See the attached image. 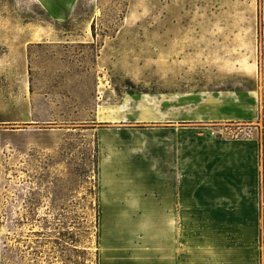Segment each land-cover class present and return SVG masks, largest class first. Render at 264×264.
I'll return each instance as SVG.
<instances>
[{
	"label": "rangeland",
	"instance_id": "obj_1",
	"mask_svg": "<svg viewBox=\"0 0 264 264\" xmlns=\"http://www.w3.org/2000/svg\"><path fill=\"white\" fill-rule=\"evenodd\" d=\"M0 264H264V0H0Z\"/></svg>",
	"mask_w": 264,
	"mask_h": 264
},
{
	"label": "crops",
	"instance_id": "obj_2",
	"mask_svg": "<svg viewBox=\"0 0 264 264\" xmlns=\"http://www.w3.org/2000/svg\"><path fill=\"white\" fill-rule=\"evenodd\" d=\"M147 173H148V171H147V172H145L144 174H145V175H147ZM145 204H147V202H146Z\"/></svg>",
	"mask_w": 264,
	"mask_h": 264
}]
</instances>
